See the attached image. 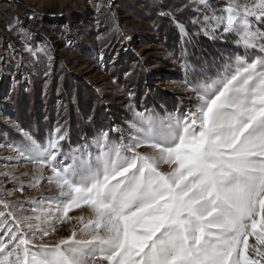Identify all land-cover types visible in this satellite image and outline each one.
<instances>
[{"label": "snow or ice", "instance_id": "6c2138e0", "mask_svg": "<svg viewBox=\"0 0 264 264\" xmlns=\"http://www.w3.org/2000/svg\"><path fill=\"white\" fill-rule=\"evenodd\" d=\"M189 6L197 34L231 36L236 47L214 74L201 66L191 80L184 65L195 96L186 111L129 104L126 128L102 129L69 152L61 126L44 143L20 129L10 147L34 173L50 170L56 194L13 200L4 189L0 264H264V0ZM160 15L188 36L170 12ZM38 183L34 175L30 187Z\"/></svg>", "mask_w": 264, "mask_h": 264}, {"label": "rangeland", "instance_id": "374dc122", "mask_svg": "<svg viewBox=\"0 0 264 264\" xmlns=\"http://www.w3.org/2000/svg\"><path fill=\"white\" fill-rule=\"evenodd\" d=\"M135 1L0 0V173L11 172L18 178L11 181L0 176V198L4 197L5 188L15 193L9 197L13 200L56 194L54 186L47 183L50 170L45 168L43 177L38 172L34 173L35 166L19 158L10 147L13 142L18 143L24 139L20 129L29 132L14 119L12 98L16 89L22 87L24 91H29L33 78L41 77L45 80L56 63L64 62L82 79L93 83L102 92L121 91L108 73L111 55L98 41L114 30V21L118 33L125 35L126 29L129 30L126 41L117 48L116 60L121 55L124 58L136 56L141 60L155 58L157 48L153 26L141 15L134 14L130 5ZM224 2L225 0H211L216 7L223 6ZM180 3L188 4L189 0H178V4ZM26 46L32 51H26ZM38 48H44L45 51L37 52L33 56L32 52ZM153 81L158 87L182 96L179 111H186L192 106L194 94L184 87L182 81H176L175 73L171 69L158 71ZM127 111L131 117L129 106ZM2 127H6L9 133ZM49 135L50 133L42 141L33 135L32 137L44 143ZM77 147L79 146H73L70 150L63 149L69 152ZM34 175L39 180L35 188L30 187ZM14 183L24 185L22 193L13 187ZM24 211L30 212V206L25 204ZM79 211L74 210L70 215ZM67 227L60 226L58 234L67 235Z\"/></svg>", "mask_w": 264, "mask_h": 264}, {"label": "trees", "instance_id": "16d2710c", "mask_svg": "<svg viewBox=\"0 0 264 264\" xmlns=\"http://www.w3.org/2000/svg\"><path fill=\"white\" fill-rule=\"evenodd\" d=\"M184 5L178 4V0H136L131 3L134 14L141 15L153 26L157 48L153 59L124 58L121 55L116 60L117 48L129 35L126 28L125 35L117 32L116 21L114 30L98 39L100 46L111 55L108 73L121 91L102 92L71 70L69 64L59 62L45 80L33 78L29 91L22 87L15 90L12 98L15 121L39 141L61 126L66 132L63 148L70 150L73 146L89 142L102 129L116 125L126 128L125 121L130 117L127 111L129 104L139 111L145 108L161 113L165 109L178 110L182 96L157 86L153 79L158 71L171 69L176 81L183 82L184 65L187 64L193 70L188 78L195 80L201 66L211 68L209 75L214 74L222 58H228L229 50L236 47L231 36L213 40L202 33L197 34V26L189 23L197 13L191 6L185 8ZM161 11L170 12L176 20L184 23L188 36L182 39L171 16H161ZM2 128L9 133L6 127Z\"/></svg>", "mask_w": 264, "mask_h": 264}]
</instances>
